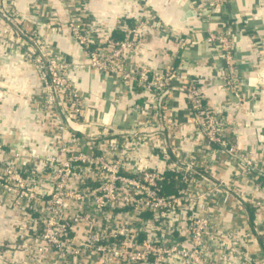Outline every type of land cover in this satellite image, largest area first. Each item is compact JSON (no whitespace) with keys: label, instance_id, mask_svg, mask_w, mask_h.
I'll return each instance as SVG.
<instances>
[{"label":"built area","instance_id":"1","mask_svg":"<svg viewBox=\"0 0 264 264\" xmlns=\"http://www.w3.org/2000/svg\"><path fill=\"white\" fill-rule=\"evenodd\" d=\"M19 1L0 0V46L36 71L42 105L62 117L53 150L45 153L36 141L16 148L0 134V186L19 216V236L0 242L8 254L1 257L10 264H264V152L257 162L247 143L233 141L237 114L225 116L207 99L214 85L241 99L247 76L237 64L239 31L226 25L208 31L204 41L220 61L215 78L189 77L171 59L154 65L139 60L145 31L158 30L162 38L164 29L146 7L127 37L118 39L90 18L85 3L61 0L75 2L67 20L42 23L66 29L83 49L84 57L71 63L39 34L46 3L27 0L19 7ZM253 16L264 28V15ZM169 34L187 46L181 32ZM257 42L264 45V37ZM163 52L160 44L155 53ZM253 67L255 89H264V61ZM84 69L143 97L129 127L89 119L87 97L72 76ZM179 90L189 102L190 129L166 110ZM7 92V76L0 73V106ZM82 122L90 130L80 135L75 124ZM143 151L157 164L147 163ZM25 159L34 165L21 163ZM169 173L183 185L167 194ZM11 249L30 261L10 258Z\"/></svg>","mask_w":264,"mask_h":264},{"label":"crops","instance_id":"2","mask_svg":"<svg viewBox=\"0 0 264 264\" xmlns=\"http://www.w3.org/2000/svg\"><path fill=\"white\" fill-rule=\"evenodd\" d=\"M26 1L20 0L19 7H22ZM40 1L46 3L42 6L44 18L38 17L41 24L40 36L52 45L54 53L65 60L73 63L82 59L83 49L72 42L66 29L58 31L53 25L42 23L49 17L61 21L67 20L69 9L73 10L75 2ZM211 1H215L214 5L210 4ZM77 2L85 3L90 18L105 27L106 33L117 34L118 39L127 37V27H131L135 17L140 16L146 7L164 29L160 30L162 38L158 37V30L145 31L147 38L139 60L154 65L171 59L174 66L182 65L181 73L189 77L212 80L215 78L213 75L217 71L216 64L220 61L215 59L211 47L204 41L208 31L220 29L223 25L232 26L239 31L240 60L237 64L247 76L240 85L241 99H237L234 94L228 95L217 85L209 89L207 99L225 116L237 114V119L233 120L236 127L234 129L237 131L234 132L233 141L239 144L242 141L247 143V147L252 149L251 154L255 161H260L261 153L264 152V89L263 87L255 89L257 83L253 66L255 62L264 61V45L257 42L260 37H264V28L255 26L260 22L254 19L253 14L264 15V0H232L223 3L216 0H78ZM239 15L241 18H247L248 20L245 19L247 23H238ZM29 26H34V23ZM174 31L183 34L188 42L186 47L178 46L172 40L169 33ZM160 44L165 51L163 55L160 54L162 56L155 53V49ZM0 73L7 76L8 87L7 97L0 106V134L6 141L14 143L16 148H21L23 143L36 141L42 150L38 149L40 153H45L44 149L52 151L54 145L52 137L59 131L58 119L62 115L55 110L50 112L42 105L43 94L40 91L38 74L34 69L23 64L18 53L7 52L2 46H0ZM72 76L78 80L80 90L87 97L85 109L89 119L102 120L121 128L131 125L137 113L135 108L144 99L135 95L128 84H117L110 77H104L98 72L87 69L80 72L73 71ZM176 82L185 84L187 79L179 78ZM228 101L233 103L226 104ZM168 103L167 106L165 105L167 113L173 114L188 129L192 128L189 102L182 91H174ZM88 125L87 122L75 124L78 134L88 132L90 130ZM192 142L188 141L186 146H191ZM147 154L146 151L142 152L144 160L146 161L147 158V163L157 164L155 160L149 159ZM26 161L30 162L28 163L30 166L34 165L33 161L27 159L22 160L21 163L25 164ZM218 169L222 172L224 166L221 165ZM3 191V187L0 186V242H6L19 234V216L10 209L11 196ZM240 219L236 218L238 221ZM256 248H260V245ZM15 251L14 249L9 251L10 258H17L22 262L26 259L30 261L25 257L26 254ZM1 252L4 254L1 255ZM5 255H8L6 247L2 246L0 264H10L1 257ZM30 262L35 263L34 260Z\"/></svg>","mask_w":264,"mask_h":264},{"label":"trees","instance_id":"3","mask_svg":"<svg viewBox=\"0 0 264 264\" xmlns=\"http://www.w3.org/2000/svg\"><path fill=\"white\" fill-rule=\"evenodd\" d=\"M113 36L115 38H118L119 36L116 34ZM177 174L169 173L168 174V181H166L163 185V191L167 194L177 192L178 189L183 185L182 180H180L177 176Z\"/></svg>","mask_w":264,"mask_h":264}]
</instances>
